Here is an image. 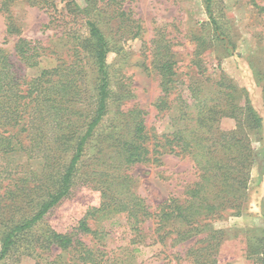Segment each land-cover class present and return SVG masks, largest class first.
Listing matches in <instances>:
<instances>
[{"label":"trees","instance_id":"trees-1","mask_svg":"<svg viewBox=\"0 0 264 264\" xmlns=\"http://www.w3.org/2000/svg\"><path fill=\"white\" fill-rule=\"evenodd\" d=\"M11 1L0 3L7 36L18 33L9 10ZM27 1L47 12V25L61 27V34L71 42L72 54L27 77L0 47V159L23 158L14 167H0L7 179L0 185V261L10 249L22 245L25 254L36 258V264H135L139 245H165L169 239L172 246L201 234L196 240L205 244L194 249V240L184 252L185 258L195 264H218L214 249L218 243L207 232L210 221L226 210L239 212L246 199L250 169L264 155V148L255 152L241 131L244 125L256 132L261 128V117L245 90L220 74L210 84L188 83L189 97H184L175 60L163 39L164 45L151 51L160 88L153 105L157 116H168L171 126L158 132L146 125L143 108L121 109V99L112 92L114 77L106 62L111 46L101 24L106 17L126 12L110 7L112 0ZM214 1L203 0L205 10L215 35L230 49L232 42L222 34ZM245 1L258 14L264 13V0ZM199 39L204 46L206 39ZM13 49L28 67L37 66L44 54L41 41L24 37L17 38ZM193 54V63L199 65L198 45ZM205 70L197 67L199 75ZM257 78L263 82L264 102V77ZM114 106L115 123L107 133L98 134ZM226 117L235 119L237 129L219 128ZM167 154L187 157L196 177L184 185L182 198L169 196L152 207L125 183L127 171L135 164H160ZM85 155L91 164L84 171V181L99 192V203L89 207L72 230H57L44 222L45 216L72 191ZM109 215L125 219L122 232L127 240L118 249L107 248L103 240L108 231L99 220ZM261 219L264 221V212ZM258 232V263L264 264V229ZM55 251L58 255L51 258ZM62 253L70 257L63 261Z\"/></svg>","mask_w":264,"mask_h":264},{"label":"rangeland","instance_id":"rangeland-1","mask_svg":"<svg viewBox=\"0 0 264 264\" xmlns=\"http://www.w3.org/2000/svg\"><path fill=\"white\" fill-rule=\"evenodd\" d=\"M261 4L264 5V2ZM109 5L126 12L123 16L115 14L112 18L106 17L101 24L111 46L106 62L114 77L112 92L114 97L121 99V109L138 105L146 111L145 123L148 127L154 126L158 132L170 128L168 116H157L153 105L160 94V88L159 76L151 63V51L157 45L162 47L166 40L175 60L178 77H181L178 87L183 89L184 97H189L186 87L188 83L201 81L210 84L220 74L231 78L245 90L251 105L261 117L259 132L251 131L245 125L241 131L249 137L255 152L264 148L263 82L257 78V75L264 77V13L258 14L257 9L245 0H215L214 14L222 34L232 42L228 49L225 42L215 35L203 0H112ZM9 10L18 33L6 35V18L3 10L0 11V47L8 52L10 60L19 65L27 77L36 76L41 69L53 67L61 59L71 56V42H67V38L61 34L60 26L47 25L49 16L44 9L30 5L27 0H13ZM136 31L137 34L133 36ZM200 36L206 39L204 46L199 42ZM18 37L41 41L44 54L39 57L37 66L28 67L14 55L13 46ZM151 40L155 42L151 43ZM197 45L201 48L199 57L202 62H198L199 65L193 63ZM199 66L206 69L203 75L197 73ZM115 117L114 106L105 117L98 134L107 133L115 123ZM219 128L235 130L236 121L234 118H223ZM262 159L264 155L259 161L260 165L250 169L246 199L239 212L226 210L221 213V217H214L210 221L207 232L214 237L212 241L218 243L214 248L218 264H259L261 235L258 230L264 229V221L261 219L264 212ZM21 160L23 158L18 156L3 157L0 159V167H14ZM90 164L89 155H85L75 176L72 191L46 214L45 223L60 231L72 230L87 209L99 203V192L84 181V171L90 169ZM195 177L187 157L167 154L162 156L160 164L133 165L127 171L125 183L130 184L132 191L147 204L156 207L169 196L182 198L184 185ZM6 182L5 174H0V185ZM99 223L104 231H108L103 239L107 248L118 249L126 242L127 238L122 232L125 223L122 215H109L101 218ZM200 237L201 234H198L189 241L172 246L169 239L165 245H139L135 264H195L185 258L184 252ZM204 244L196 240L192 247L195 249ZM211 244L214 245L213 242ZM175 251L179 255L172 254ZM57 255L58 251H55L51 258ZM69 257L67 253L61 255L63 261ZM0 264H36V258L25 254L22 245H16Z\"/></svg>","mask_w":264,"mask_h":264}]
</instances>
